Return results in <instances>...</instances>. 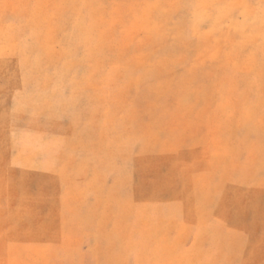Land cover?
<instances>
[{"label": "rangeland", "instance_id": "374dc122", "mask_svg": "<svg viewBox=\"0 0 264 264\" xmlns=\"http://www.w3.org/2000/svg\"><path fill=\"white\" fill-rule=\"evenodd\" d=\"M0 264H264V0H0Z\"/></svg>", "mask_w": 264, "mask_h": 264}]
</instances>
